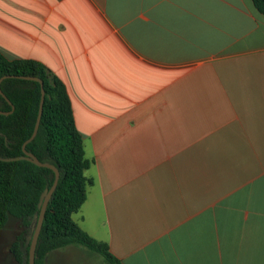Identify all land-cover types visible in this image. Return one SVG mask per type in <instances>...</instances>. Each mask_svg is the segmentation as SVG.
Masks as SVG:
<instances>
[{
  "label": "crops",
  "instance_id": "crops-1",
  "mask_svg": "<svg viewBox=\"0 0 264 264\" xmlns=\"http://www.w3.org/2000/svg\"><path fill=\"white\" fill-rule=\"evenodd\" d=\"M0 53L66 85L121 264H264V15L252 0H0Z\"/></svg>",
  "mask_w": 264,
  "mask_h": 264
},
{
  "label": "trees",
  "instance_id": "trees-1",
  "mask_svg": "<svg viewBox=\"0 0 264 264\" xmlns=\"http://www.w3.org/2000/svg\"><path fill=\"white\" fill-rule=\"evenodd\" d=\"M252 3L264 15V0H252ZM5 76L9 78L3 80L1 90L15 110L10 115H0V159L23 156V144L34 132L41 85L15 77H35L43 81L46 96L38 134L27 145V150L60 172L39 236L35 264H44L49 253L71 245L100 254L109 264H121L106 244L93 239L73 220V215L87 200V188L92 181L85 176L91 164L85 157L83 139L65 83L39 61L9 60L0 53V79ZM0 111H12V106L1 94ZM54 179L51 169L25 160H0V230L15 221L24 232L32 231L33 221L40 213L41 196L51 188ZM25 242L24 237L19 236L11 247V253L19 264H28L30 245L25 246Z\"/></svg>",
  "mask_w": 264,
  "mask_h": 264
},
{
  "label": "rangeland",
  "instance_id": "rangeland-1",
  "mask_svg": "<svg viewBox=\"0 0 264 264\" xmlns=\"http://www.w3.org/2000/svg\"><path fill=\"white\" fill-rule=\"evenodd\" d=\"M23 236L25 246L30 245L33 232H24L15 221L0 230V264H19L11 253V247L17 237ZM44 264H109L104 256L91 252L85 247L71 245L51 252L45 258Z\"/></svg>",
  "mask_w": 264,
  "mask_h": 264
},
{
  "label": "water",
  "instance_id": "water-1",
  "mask_svg": "<svg viewBox=\"0 0 264 264\" xmlns=\"http://www.w3.org/2000/svg\"><path fill=\"white\" fill-rule=\"evenodd\" d=\"M7 78H9V76H5V77L0 79V94L12 106V111L11 112L0 111V115H10L15 110V107L12 105V103L9 101V99L5 96V94L1 90V84H2L3 80H5ZM15 78H19V79L27 80V81H35V82L40 83V85H41V101H40V107H39V114H38L37 122H36L35 129H34L32 136L23 144V156H20L17 158H11V159H0V160L5 161V162L24 161L25 160V161L31 162L32 164H34L38 167L51 169L55 174V179H54L53 185L51 186V188L46 189L41 196V199L39 202L40 213H39V216H37L35 218V220L33 221V224H32L33 236H32L30 248H29L28 264H35L36 263V249H37L39 236L41 233V229L43 226V222L45 219V215H46V211H47L49 202L51 201L53 194L55 193L57 186H58V183H59L60 172L54 165H52L50 163L41 162L35 155H33L32 153H30L27 150V145L30 144L36 138V136L38 134V130H39L40 123H41V118L43 115L44 102H45V96H46L45 90L43 88V81L40 80L39 78H35V77L17 76Z\"/></svg>",
  "mask_w": 264,
  "mask_h": 264
}]
</instances>
